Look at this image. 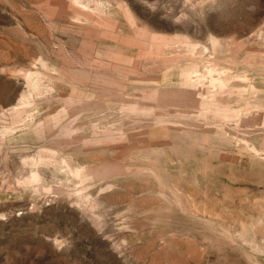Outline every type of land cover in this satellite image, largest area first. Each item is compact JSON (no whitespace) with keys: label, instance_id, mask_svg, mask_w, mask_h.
I'll list each match as a JSON object with an SVG mask.
<instances>
[{"label":"rangeland","instance_id":"rangeland-1","mask_svg":"<svg viewBox=\"0 0 264 264\" xmlns=\"http://www.w3.org/2000/svg\"><path fill=\"white\" fill-rule=\"evenodd\" d=\"M0 264H264V0H0Z\"/></svg>","mask_w":264,"mask_h":264},{"label":"bare ground","instance_id":"bare-ground-1","mask_svg":"<svg viewBox=\"0 0 264 264\" xmlns=\"http://www.w3.org/2000/svg\"><path fill=\"white\" fill-rule=\"evenodd\" d=\"M102 2V1H101ZM224 116V115H223ZM245 138V137H244ZM243 139V138H242ZM245 140V139H244ZM31 175V174H30Z\"/></svg>","mask_w":264,"mask_h":264}]
</instances>
